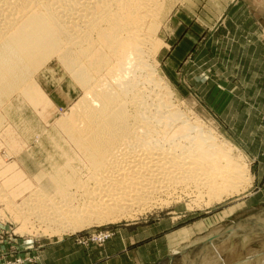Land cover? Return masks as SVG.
<instances>
[{
    "label": "rangeland",
    "instance_id": "374dc122",
    "mask_svg": "<svg viewBox=\"0 0 264 264\" xmlns=\"http://www.w3.org/2000/svg\"><path fill=\"white\" fill-rule=\"evenodd\" d=\"M238 2L255 0H165L153 64L184 113L248 171L241 192L211 203L176 199L109 222L82 220L74 232L34 223L0 201V264H225V257L232 258L226 264L264 263V78L254 65L253 27L243 30L264 9ZM55 64L34 91L44 97L36 111L4 103V123L19 143L10 148L0 138V184L15 205L34 192L59 200L86 177L54 139L82 94ZM105 232L111 238L92 242V234ZM220 248L226 251L218 257Z\"/></svg>",
    "mask_w": 264,
    "mask_h": 264
},
{
    "label": "bare ground",
    "instance_id": "6f19581e",
    "mask_svg": "<svg viewBox=\"0 0 264 264\" xmlns=\"http://www.w3.org/2000/svg\"><path fill=\"white\" fill-rule=\"evenodd\" d=\"M164 1L0 0L1 141L19 143L4 123V103L20 111L32 104L34 111L44 100L34 91L55 62L82 94L54 139L86 174L59 200L34 192L18 205L0 184L8 209L74 232L82 220L109 222L176 199L211 203L241 192L247 170L240 160L184 113L157 73L154 40Z\"/></svg>",
    "mask_w": 264,
    "mask_h": 264
},
{
    "label": "crops",
    "instance_id": "0c3cea01",
    "mask_svg": "<svg viewBox=\"0 0 264 264\" xmlns=\"http://www.w3.org/2000/svg\"><path fill=\"white\" fill-rule=\"evenodd\" d=\"M242 8L246 7L250 10L252 8L264 9V0H255V2H238ZM245 30H249L253 27L254 37L252 38L253 53L256 55L254 65L259 66L262 79L264 78V16L254 14L253 18L245 22Z\"/></svg>",
    "mask_w": 264,
    "mask_h": 264
},
{
    "label": "built area",
    "instance_id": "2783aa9c",
    "mask_svg": "<svg viewBox=\"0 0 264 264\" xmlns=\"http://www.w3.org/2000/svg\"><path fill=\"white\" fill-rule=\"evenodd\" d=\"M112 234L110 232H105V233H100L98 237H96V234H92V242L99 240L101 242L111 238ZM17 264L21 263V261H19V259H15L14 260Z\"/></svg>",
    "mask_w": 264,
    "mask_h": 264
}]
</instances>
